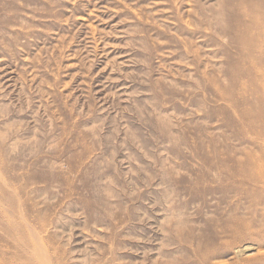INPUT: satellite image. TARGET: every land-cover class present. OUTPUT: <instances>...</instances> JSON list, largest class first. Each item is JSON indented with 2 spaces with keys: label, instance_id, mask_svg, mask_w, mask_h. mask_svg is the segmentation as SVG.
<instances>
[{
  "label": "rangeland",
  "instance_id": "rangeland-1",
  "mask_svg": "<svg viewBox=\"0 0 264 264\" xmlns=\"http://www.w3.org/2000/svg\"><path fill=\"white\" fill-rule=\"evenodd\" d=\"M252 4L0 0V264H264Z\"/></svg>",
  "mask_w": 264,
  "mask_h": 264
},
{
  "label": "bare ground",
  "instance_id": "bare-ground-1",
  "mask_svg": "<svg viewBox=\"0 0 264 264\" xmlns=\"http://www.w3.org/2000/svg\"><path fill=\"white\" fill-rule=\"evenodd\" d=\"M256 2L259 3H263L261 0H253V9H254V13L253 15L249 16L250 21L252 24H255L256 26H258L257 22L258 21H262L264 23V9L259 8L256 5ZM239 21V20H238ZM238 21L236 22V25H234V34H235V38L238 42V44L240 46H242V48L247 51L248 48L250 47H259L261 45H264V39L263 40H254V35H255V30L253 28H247V26L245 25V22H241L238 23ZM248 21V20H247ZM259 30L260 27L258 26ZM260 32L264 35V33L260 30ZM254 51H251L248 54V65L250 68V75L249 77L254 74L255 70L260 68V67H264V54L262 55V59L259 60L257 55H254ZM254 123H258L260 119L258 118H253L251 119ZM258 120V122H257ZM260 157L261 155H253V158L251 159V161L249 160V166L253 167L258 173V176L255 180L252 176V178L250 180H248V183L250 184V186L252 185V188H247L246 192L249 193H253V197L256 198V195L259 194H263V187H259L256 185V183H263L264 184V161L260 162ZM24 217V216H23ZM25 220V219H24ZM221 226H228L227 224L223 223L221 224ZM31 229V228H30ZM33 231V228H32ZM231 232H228V230H226L225 228H221L219 231H216L214 233V237L219 236V237H231L230 235ZM38 243V242H37ZM40 243V241H39ZM42 245V244H41ZM45 250V248H44ZM39 252V250L37 251ZM42 255V253H41ZM47 255V253H46ZM43 256V255H42ZM40 256V258L42 257ZM48 257V255H47ZM50 263V262H49Z\"/></svg>",
  "mask_w": 264,
  "mask_h": 264
}]
</instances>
